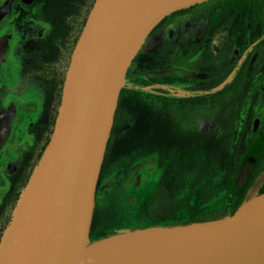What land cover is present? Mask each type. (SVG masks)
Instances as JSON below:
<instances>
[{
  "label": "water",
  "instance_id": "water-1",
  "mask_svg": "<svg viewBox=\"0 0 264 264\" xmlns=\"http://www.w3.org/2000/svg\"><path fill=\"white\" fill-rule=\"evenodd\" d=\"M204 1L92 3L73 48L54 129L2 233L0 264H264V192L257 193L256 184L232 214L91 239L96 189L118 99L130 85L128 67L165 15ZM4 50L0 38V61ZM162 87L176 96L194 92ZM11 121L12 113L0 106V147Z\"/></svg>",
  "mask_w": 264,
  "mask_h": 264
},
{
  "label": "flooded vegetation",
  "instance_id": "flooded-vegetation-1",
  "mask_svg": "<svg viewBox=\"0 0 264 264\" xmlns=\"http://www.w3.org/2000/svg\"><path fill=\"white\" fill-rule=\"evenodd\" d=\"M94 1L0 0V38L5 42L0 61V106L12 113L11 127L0 147V240L29 179V167L39 159L54 129L73 48ZM201 6L205 7L207 24V5L192 6L183 12ZM205 24L188 40L182 35L172 37L191 41L194 52L191 84L201 87L191 89L194 98L183 125L203 130L214 138L226 135L228 128L234 130L228 149L225 146L218 149L252 156L241 181L235 183L244 161L232 181V190L229 189L235 195L241 193L243 200L255 184L257 193L264 192V36L230 33L228 26L204 32ZM220 30L224 33L217 42ZM232 72V79L215 90ZM201 93L205 96L197 100L202 101L203 107L196 108L195 98ZM198 114L206 121L202 128L191 125ZM162 115L163 111L158 110L159 134L153 141L148 129L154 128H148L147 114L137 135L124 128L111 138L113 143L124 142L127 146L122 156L115 159L119 163H114L116 169L111 172L117 176L119 168L123 170L118 179L126 204L136 207L153 197L159 214L169 205L166 200L171 205L176 193L174 178L165 180L170 160L158 151L162 144ZM134 138L139 140L137 150ZM151 148L159 153L153 156L149 153ZM189 190L187 187L183 191L186 200Z\"/></svg>",
  "mask_w": 264,
  "mask_h": 264
},
{
  "label": "trees",
  "instance_id": "trees-1",
  "mask_svg": "<svg viewBox=\"0 0 264 264\" xmlns=\"http://www.w3.org/2000/svg\"><path fill=\"white\" fill-rule=\"evenodd\" d=\"M200 4L209 8V18L203 29L204 32H214L219 27L228 26L230 33L248 32L253 37L264 36V0H207L165 15L154 26L147 39L171 14L187 11L192 6ZM190 42L172 37H165L151 44H145L144 41L135 58L132 59L127 71L130 85L124 86L121 90L100 171L90 230L91 239L148 225H173L214 219L232 214L242 202L241 193L235 195V191L230 190L241 163L249 156L245 155L246 153L227 151L229 136L235 133L234 130L228 126L226 135L214 138L203 130H191L184 126L183 121L189 114L190 101L194 97L191 93L181 97L175 96L162 87L171 85L180 89L201 88L191 84L190 70L194 52ZM202 64L204 61L200 63ZM151 84L155 85L153 91L139 88ZM215 92L213 89V93ZM204 96L205 94L201 93L195 100ZM195 106L203 107L202 101L197 100ZM158 110L163 111L161 118L164 121L162 144L158 151L163 158L170 160L166 164L165 180L167 182L174 178L176 192L171 205L166 200L169 205L165 206L162 214L158 213L160 210L157 211L158 205L156 206L153 197L145 199L136 207L128 204L119 205V203L117 205L115 200L107 197L101 189L104 178L110 176L113 169H116L114 163L118 161L115 159L122 156L126 146L124 142L120 145L117 142L113 143L111 140L113 135H118L121 128L126 125L125 131L132 130V133L137 135L141 123L143 124L142 118L147 114L148 128L150 126L154 128L148 131L153 137L152 141L155 140L156 135L159 134L156 121ZM133 146L135 150L138 149V138L135 139ZM221 146L227 149L219 150ZM151 149L149 153L153 156L157 155V149L154 152L153 148ZM37 161L29 167V176ZM187 187L190 190L186 200L183 191Z\"/></svg>",
  "mask_w": 264,
  "mask_h": 264
},
{
  "label": "rangeland",
  "instance_id": "rangeland-1",
  "mask_svg": "<svg viewBox=\"0 0 264 264\" xmlns=\"http://www.w3.org/2000/svg\"><path fill=\"white\" fill-rule=\"evenodd\" d=\"M206 21V12L205 7H197L189 12H181V13H173L171 14L161 26L156 29L153 34L145 41V44H151L157 41H160L164 37H178L182 35L186 40L192 35L196 34L200 31L203 24ZM224 33L223 30H220L217 34V42L220 40L222 34ZM126 82L129 83L128 77L126 74ZM130 84V83H129ZM179 88V87H178ZM147 91H153L150 89H146ZM202 114V113H201ZM198 114L192 119L191 125L195 128H202L205 126L206 121L203 119V116ZM126 128V126L124 127ZM122 128L119 132L124 130ZM118 176L123 175L122 172L119 170L116 173ZM123 186L119 183V179L115 176L111 175L107 176L103 180V185L101 187L102 192L107 195V197H112L115 200V203L118 205H124L128 202L125 196L122 195V188ZM106 199V198H105Z\"/></svg>",
  "mask_w": 264,
  "mask_h": 264
}]
</instances>
